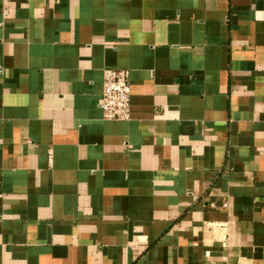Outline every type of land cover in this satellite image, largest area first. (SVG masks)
<instances>
[{
	"label": "crops",
	"instance_id": "obj_1",
	"mask_svg": "<svg viewBox=\"0 0 264 264\" xmlns=\"http://www.w3.org/2000/svg\"><path fill=\"white\" fill-rule=\"evenodd\" d=\"M0 264H264V0H0Z\"/></svg>",
	"mask_w": 264,
	"mask_h": 264
},
{
	"label": "built area",
	"instance_id": "obj_2",
	"mask_svg": "<svg viewBox=\"0 0 264 264\" xmlns=\"http://www.w3.org/2000/svg\"><path fill=\"white\" fill-rule=\"evenodd\" d=\"M100 107L108 120H127L131 116V84L125 69H105Z\"/></svg>",
	"mask_w": 264,
	"mask_h": 264
}]
</instances>
